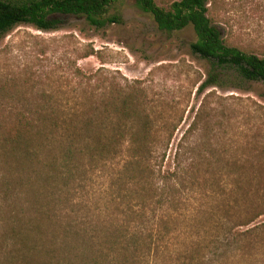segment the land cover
I'll list each match as a JSON object with an SVG mask.
<instances>
[{
    "label": "trees",
    "instance_id": "trees-1",
    "mask_svg": "<svg viewBox=\"0 0 264 264\" xmlns=\"http://www.w3.org/2000/svg\"><path fill=\"white\" fill-rule=\"evenodd\" d=\"M128 1L159 32L192 28L190 51L213 71L200 92L217 84L215 69L264 88V58L227 45L207 16L206 0H173L166 7L153 0H0V38L22 25L56 31L67 18H83L97 30L120 25ZM95 55L84 51L78 60ZM74 77L80 89L73 95H20L0 86V264H151L175 232L165 223L154 230V219L178 211L186 191L207 174L233 173L264 188L254 173L240 172L241 161L207 153V146L187 149L184 137L172 171L163 172L175 127L156 117L144 90L78 68ZM95 177L106 183L102 206L91 208ZM220 226L222 237L207 254L180 264H207L227 250L250 253L264 240L262 225Z\"/></svg>",
    "mask_w": 264,
    "mask_h": 264
},
{
    "label": "rangeland",
    "instance_id": "rangeland-1",
    "mask_svg": "<svg viewBox=\"0 0 264 264\" xmlns=\"http://www.w3.org/2000/svg\"><path fill=\"white\" fill-rule=\"evenodd\" d=\"M153 1L166 7L173 0ZM206 1L207 16L227 45L264 58V0ZM121 19L120 25L98 30L83 18H67L51 32L26 25L14 28L0 38V86L7 84L11 93L20 95L42 91L73 95L80 89L74 68L86 75L99 72L121 86L135 85L144 90L147 102L158 112L156 117L161 116L169 129L175 127L163 172L172 171L184 137L187 149L207 146V153L241 161L242 174H255L263 181L262 85L245 82L231 70L215 69L217 84L200 92L213 71L210 62L191 53L195 36L190 26L169 35L159 32L131 1L125 4ZM89 50L96 55L78 60L79 54ZM94 179L91 208L96 203L102 206L106 183L103 177ZM239 180L233 173L207 174L198 188L186 191L178 211L158 214L154 230L165 223L175 232L151 264H180L183 257L207 254L222 237L221 223L239 231L264 226V188L257 190L256 181L249 185L245 178ZM207 264H264V240L253 252L227 250Z\"/></svg>",
    "mask_w": 264,
    "mask_h": 264
}]
</instances>
